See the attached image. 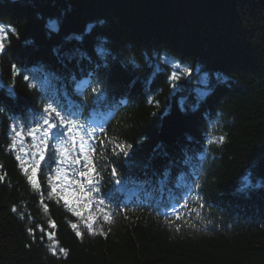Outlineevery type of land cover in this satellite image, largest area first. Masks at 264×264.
<instances>
[{"label":"trees","instance_id":"16d2710c","mask_svg":"<svg viewBox=\"0 0 264 264\" xmlns=\"http://www.w3.org/2000/svg\"><path fill=\"white\" fill-rule=\"evenodd\" d=\"M7 1L0 2V22L16 33L9 34L0 53V264H264V0H76L70 7V0H50L38 13L34 5L48 0ZM176 15H185V22L179 24ZM97 18L108 23L109 48L120 53L110 55L112 61L104 56L106 64L95 77L108 80L109 94L123 99L107 136L133 145L126 157L131 176L132 161L147 159L158 148L159 121L169 112L173 95L171 71L178 72L179 65L209 77L199 86L193 84L196 77H181L193 90L204 87L206 97L191 94V100L182 101L185 135L152 157L153 166L165 169L170 168L161 155L178 153L179 160L202 166L204 223L196 218L165 225L136 212L109 227L106 237L79 239L62 222L64 217L73 220L63 201L49 199L42 182L40 192L33 191L5 151L15 113L21 105L38 104L35 90L27 87L31 83L37 89V81L46 80L36 67L55 62L52 47L63 33L82 31ZM84 40L91 43L88 35ZM59 53L70 59L62 47ZM13 65L22 75L13 74ZM66 70L49 73L60 78ZM149 96L160 108L146 102ZM195 102L201 103L197 110L191 107ZM209 134H214L211 140L223 136L224 141L209 143ZM98 154L105 176L112 168L121 172L125 156H113L110 146ZM200 157L207 160L199 162ZM245 176L252 184L244 189ZM53 246L57 255L49 251Z\"/></svg>","mask_w":264,"mask_h":264},{"label":"bare ground","instance_id":"6f19581e","mask_svg":"<svg viewBox=\"0 0 264 264\" xmlns=\"http://www.w3.org/2000/svg\"><path fill=\"white\" fill-rule=\"evenodd\" d=\"M49 1H46L43 5L42 1L36 5L34 7L35 12L38 13L40 9H42L43 7H49L51 4H49ZM0 2H2V0H0ZM15 0H8L6 2V4H14ZM34 3V2H33ZM76 0H70L66 3V6L70 7L72 6V4H75ZM32 5V4H31ZM0 6H2V4H0ZM4 6V4H3ZM43 6V7H42ZM33 7V5H32ZM38 16H41V14H38ZM175 20L178 21V23H184L186 20V16L185 15H176L174 16ZM51 20V19H49ZM263 20V19H262ZM3 23L0 22V25H2ZM108 23L101 19H93L92 21L86 22L85 23V27L82 31H68L66 33H63V38L62 40L59 42V45H54L52 48V53L54 52L55 55V62L51 63V61L49 62V60L47 61L46 64H43L42 67L38 68L36 67V72L38 71L39 77H46V80H44L41 84L42 87H54V91L53 93H57L58 96L60 97H65L67 99H71L72 101L75 99H78L80 94H87L88 89L90 90L91 88H89V84L87 83V78H94L95 74L98 72L99 70V66L101 67V65L106 64V59H104L102 61V58H104V56L109 55V59L111 60V56L110 55H116L117 50H111V48H109L110 45V39H109V34H108V30L105 26ZM10 28L9 26H5ZM105 27V28H104ZM182 29V27H180V30ZM83 31H85L86 33H83ZM88 32V33H87ZM62 33V31L60 32ZM88 35L90 38V43L88 45V43L84 40V36ZM9 36V35H8ZM9 37H7L5 44L7 42ZM91 45V47H90ZM57 46V47H56ZM63 48V50H66V52L68 53V55L70 56V59H67V55L62 56L59 53V49ZM127 51V50H126ZM124 51V52H126ZM118 54L119 51H118ZM76 58V59H74ZM95 60H92L94 59ZM75 61H74V60ZM72 61V62H70ZM74 61V62H73ZM102 61V62H101ZM79 62L80 65H76V63ZM73 63V64H70ZM88 64H90V68L87 69V71H85L86 73L81 74V70H84V67ZM92 64V65H91ZM68 70H66V68H69ZM72 67V68H71ZM27 68H30V66H27ZM33 68V67H31ZM55 68H62L65 69L66 71H64L65 73L61 74L60 78H57L56 76H54L53 74L49 73L54 72L53 69ZM207 68V67H206ZM198 70V69H197ZM200 70L198 71H194V72H190L187 70H183L182 74H180L179 72H172V73H176L178 76L180 77H196L195 79H192L194 81V85H197L198 83H203V84H207V79L209 78L207 75L202 74L201 76L198 74ZM29 73H31V71L29 70ZM99 73H101L99 71ZM98 73V74H99ZM71 78V79H68ZM98 77L96 76L94 78V80H97ZM191 79V78H190ZM94 80H92V83L94 82ZM179 81V80H178ZM217 81L216 79H213V81H211V84H214ZM40 83V80L37 81L36 85ZM84 83L86 85H84ZM90 83V84H92ZM177 83V82H176ZM209 83V81H208ZM179 86L175 89H173V95L171 96L170 99V105H169V112L167 114H165L159 121V125H158V131H157V139L159 142L158 148L160 147V150H164V149H170L171 147H174L175 144L171 143L170 145L166 144V140H168V138H164L165 136V132L162 129L163 123H164V118L170 113V109H171V105H172V98L175 94H177L179 91V93H182L186 90V85H180L179 83H177ZM94 86V84H92ZM205 86V85H204ZM188 89L192 90L191 84L189 86H187ZM203 89L201 90V94H199L198 96H200V99H204L206 97L205 94H203L206 89H204V87H201ZM33 90H35L36 92V96H37V101L39 104H36V107H31L30 105L24 104L21 105L20 107V113H15L14 117V122H18L19 123L27 120L30 123V118L33 116L34 111H39L42 107V103L40 102L41 100V95H39L37 93V89L36 86L31 88ZM82 89H84L82 91ZM87 90V91H85ZM82 91V92H81ZM81 92V93H80ZM92 96H88V100L90 99V101L93 99L91 98ZM106 97L108 98V101L111 102H116L119 104H123V99L117 98V97H113L109 94V92L106 93ZM180 98L178 99H184L186 100H191V98H193V95H189L188 97L179 95ZM41 103V104H40ZM102 100H100L99 102H97L95 106H100L102 104ZM196 103V102H195ZM100 104V105H98ZM201 103H196L194 105L196 106H191L192 108H194V110L198 109V105ZM191 105V104H189ZM125 108V107H124ZM189 109L191 110V108L189 107ZM93 106L92 105H88L86 106V115H91L92 119H94V115H92L93 113ZM97 116V120L96 122L98 124H105L107 121V116L108 114L106 113L105 110H99L98 113L96 114ZM115 118L112 117L111 121L109 122V124L112 123V121ZM183 127L185 128V119L183 121ZM218 127V126H216ZM108 129V125L106 126V131ZM182 135H185V133L183 132ZM211 135L214 134H209L208 140H211ZM27 139H29L31 141V138L28 137ZM8 141H10L9 137L7 138ZM32 142V141H31ZM24 148H26V152H30V145L27 142L23 143ZM157 148V149H158ZM157 149H154L153 153H149L148 154V158L147 159H135L134 161H132L131 165L129 167H133L132 164L135 165V168H132L133 175L131 176L127 170V161L128 158H124L123 162H122V168L121 172L119 174H117V178L121 181V184L123 185V187H121L120 192H116L115 190L117 189H107V191L104 192V190H101V196L103 197L105 193H111V199L105 200V204H106V208L104 210H110L113 214V219L114 222L109 224H104L103 220H102V216H103V211H101V206H99L98 204H96L95 202H89L88 199L85 197L84 200H82L80 202L81 207H84L83 205L87 204V207H84L86 209V212L82 211V217L83 218H87V216L91 213V214H95V216L97 217V220L99 221V223L101 224L103 230L105 232H109L107 229L109 227H112L119 219H125L128 220L131 216H134V214H137L136 212H141V213H145V214H153L154 218L158 221H161L162 219H168V216H165V213L162 211H166L168 209L174 208L177 203L175 201V198H179V194H177V192H175L172 188L168 187L167 182H175L178 180V175L183 179V182H188L191 180H198L201 181L202 180V171L203 168L201 170V165H195L193 163L195 162H191V161H185L184 158L182 159H178L180 158V153H178V155H170L169 157L161 155L164 159V163L166 165L167 168L170 169H165L162 167H156L152 165V162L155 158L153 157V154L155 153V151ZM5 151H8L7 153H9L10 155L13 156V159L15 160V167L16 170H18L19 172L21 171L20 167L18 166V162L16 160V156L17 155H21L24 156V154H18V151L12 152L9 151L8 148L5 146ZM100 152V148L97 147V152L95 155V159L98 163V167L99 170L102 172L103 175V179H108V180H112V176H111V172L108 174V176H105L103 174V170L100 168V163H101V158L103 161V157L100 156V154H98ZM157 152H160L159 150H157ZM163 154V152H162ZM182 154V153H181ZM152 158V160L150 161V159ZM127 159V160H126ZM179 160V162H178ZM205 158L200 157L199 158V162H204ZM178 162V163H177ZM50 172V169L48 168H44L43 171L39 174L38 176V180L39 182H42L46 185L47 191H51L50 188V183H56L57 185H59L62 181H49L48 180V173ZM55 174L53 173V176ZM121 175V176H120ZM109 177V178H108ZM77 179L79 177H76ZM164 179V186L165 189L167 191L166 194H164V192H161V190L159 189L158 183L161 179ZM69 179H71V176L69 177ZM82 179V178H79ZM205 180V179H204ZM245 181L247 182L246 184H244V189L252 184L250 182V178L248 176H245ZM114 182V181H113ZM260 183L255 184V188L257 189L256 192H258L261 188ZM104 187V186H103ZM102 187V188H103ZM148 188H151L152 190H149ZM199 188L202 190L201 186L199 185ZM240 190L243 191V188L241 186L238 187ZM259 189V190H258ZM68 190L69 193L74 192H78V189L76 188H71L70 186H68ZM262 190V189H261ZM126 191H128L131 195L130 200L128 199V197L125 195L123 198V193H125ZM243 193V192H242ZM166 195V196H164ZM40 196V195H39ZM120 196V197H119ZM168 196V197H167ZM118 197V203L115 201V198ZM126 200V203L124 202V200ZM62 201V200H60ZM202 201V199H201ZM139 205V207H136V205ZM200 205H203V201L201 203H199ZM214 206V205H213ZM123 209V211H122ZM180 211V208H178V212ZM100 212V213H99ZM198 214H201L202 211L201 210H193V208H191L188 213H184L183 216L181 217V222H184L186 220H189V215L192 216V219H196L193 216H196ZM69 214L73 217V220H70V218L68 217H64L62 218V222L66 223L67 227H70L71 223H77L81 229V231L84 233L83 238L87 237V238H92L95 237L96 235H88L86 229L83 227V225L80 222V218L73 216L70 212ZM140 214V213H139ZM253 218V217H251ZM162 222V221H161ZM162 224L165 225H172L171 220H167L165 222H162ZM71 230L74 232V230L71 228Z\"/></svg>","mask_w":264,"mask_h":264},{"label":"snow or ice","instance_id":"6c2138e0","mask_svg":"<svg viewBox=\"0 0 264 264\" xmlns=\"http://www.w3.org/2000/svg\"><path fill=\"white\" fill-rule=\"evenodd\" d=\"M51 28H55V24L49 25ZM14 28H8L0 25V53L5 52V41L9 34H15ZM135 64V61H132ZM139 67V65H135ZM179 65H177V68ZM13 74L22 75L16 70V66H12ZM126 75V73H122ZM25 82L29 81V76L24 75ZM180 79L176 73H172L168 80L170 86L175 89L179 85L176 83ZM28 88H33L35 85L27 83ZM91 88L90 95L93 97L91 101L85 97L84 102H73L71 99L60 97L58 95H44L41 96L42 107L40 111H34L31 123L27 120L19 123L14 122L9 126L10 143L8 150L17 151V138H31V151L26 152L23 147L19 149L20 152L25 153L24 156L17 155L15 158L18 162L23 175L25 176L27 184L35 192H40L41 184L38 180L39 174L44 168L50 169L48 173L49 181H62L59 185L56 183H50L51 191L48 192V198L52 199L58 197L63 201V205L67 211L73 216L80 218V222L86 229L88 235L99 234L101 236H107L97 220L95 214H89L87 218L82 217V209L80 202L85 199L95 202L101 206L103 211L102 220L104 224H111L114 222L113 214L110 210H104L107 206L105 200L111 199V193H105L101 196V189L103 187V175L99 170L98 163L95 159L97 147L102 152L108 150L111 147L113 156L123 155L129 156L130 151L133 148L132 144H128L125 141H119L117 138L108 137L106 126L104 124H98L92 119L91 115H86L84 112L85 104L93 106L100 101L101 97H105L109 91L110 83L106 79H100L95 81V86L89 84ZM87 91V90H85ZM146 102L156 108H160V102L155 100L154 97H147ZM3 111V109H0ZM155 115V113H153ZM19 127V130H18ZM224 137L220 136L217 139L210 140L209 143H222ZM99 142V144L97 143ZM53 173L55 174L53 176ZM69 173L73 177H79L82 179H69ZM112 180L117 184L121 181L117 178L116 168H112L111 172ZM4 179L0 176V181ZM74 185L78 192L69 193L68 186ZM198 187V185H197ZM59 188V191H58ZM70 196L72 198H70ZM43 202V197H41ZM179 203V200H177ZM87 207L88 205H83ZM187 207V204L182 205ZM203 207V205H201ZM13 212H16L15 207L12 208ZM44 211L47 212L48 208L45 205ZM123 211V209H122ZM173 212L176 215V219H180L179 212L174 208ZM197 215H199L197 213ZM23 219V217H21ZM39 227V226H38ZM70 227L74 230L75 236L79 239H83L84 233L81 231L77 223H71ZM194 227V225H193ZM179 230V228H177ZM29 235H33L31 228L28 229ZM43 232V228L40 229ZM49 239L51 236L49 235ZM49 251L53 255H57L55 247H50ZM59 252L67 255V250L60 248Z\"/></svg>","mask_w":264,"mask_h":264},{"label":"water","instance_id":"95a60500","mask_svg":"<svg viewBox=\"0 0 264 264\" xmlns=\"http://www.w3.org/2000/svg\"><path fill=\"white\" fill-rule=\"evenodd\" d=\"M187 89L188 87L186 85V90L184 92L177 93L173 96L170 113L163 119L164 123L162 129L165 132L164 138H168V140L165 141L167 145L174 143L184 132L182 114L178 108L177 101L178 98H180L179 95H182V97L187 95Z\"/></svg>","mask_w":264,"mask_h":264},{"label":"rangeland","instance_id":"374dc122","mask_svg":"<svg viewBox=\"0 0 264 264\" xmlns=\"http://www.w3.org/2000/svg\"><path fill=\"white\" fill-rule=\"evenodd\" d=\"M175 69H178L177 71H178L180 74H182L183 70H182L180 67H179V68H176V67H175ZM180 80H181V77H180L179 81H180ZM177 83H178V81H177ZM197 85H198V86H199V85H203V83L200 82V83H198Z\"/></svg>","mask_w":264,"mask_h":264}]
</instances>
